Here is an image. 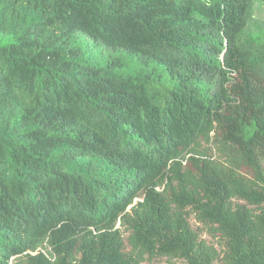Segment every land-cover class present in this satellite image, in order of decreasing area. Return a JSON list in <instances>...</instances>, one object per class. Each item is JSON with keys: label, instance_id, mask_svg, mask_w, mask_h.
Returning <instances> with one entry per match:
<instances>
[{"label": "trees", "instance_id": "16d2710c", "mask_svg": "<svg viewBox=\"0 0 264 264\" xmlns=\"http://www.w3.org/2000/svg\"><path fill=\"white\" fill-rule=\"evenodd\" d=\"M252 1L0 0V264H264Z\"/></svg>", "mask_w": 264, "mask_h": 264}, {"label": "rangeland", "instance_id": "374dc122", "mask_svg": "<svg viewBox=\"0 0 264 264\" xmlns=\"http://www.w3.org/2000/svg\"><path fill=\"white\" fill-rule=\"evenodd\" d=\"M251 13H252L251 19L249 20V22L245 27V33L250 36L264 33V0H253ZM82 38L86 41L88 50L90 54L93 56V58L102 59L107 55L108 53L107 49L103 48L100 45L94 44L92 40L86 38L85 36H82ZM10 39H11L10 33H0V43L6 42ZM197 147L201 152H203V154L211 156L212 158L216 157V152L212 143H207L200 140ZM262 165L264 168V162L262 163ZM138 199L139 198L134 199V202ZM234 200L239 203H242V201L240 200L237 199ZM187 219L190 226L198 233L199 237L203 239L207 244L215 248L217 252V258L214 261V264H223L222 256L225 250L224 241L221 238H218L217 236H213L212 234H210L207 231L206 227L194 217L192 212L188 213ZM116 226L119 227V224L117 223ZM120 230L122 232L124 241H126L127 233L124 231L122 227H120ZM169 263L181 264L183 263V260L177 258H168L166 256H160L151 260H145L141 264H169ZM10 264H13V260L10 261Z\"/></svg>", "mask_w": 264, "mask_h": 264}]
</instances>
